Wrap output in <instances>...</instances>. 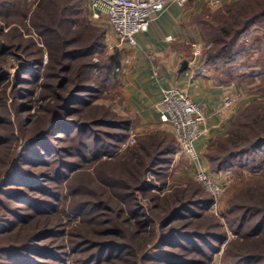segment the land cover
Listing matches in <instances>:
<instances>
[{"label":"rangeland","instance_id":"obj_1","mask_svg":"<svg viewBox=\"0 0 264 264\" xmlns=\"http://www.w3.org/2000/svg\"><path fill=\"white\" fill-rule=\"evenodd\" d=\"M41 1L27 0L26 5L23 6L26 11L24 17L17 11H11L10 8L0 5V66L3 68L0 70V76L3 77L2 79L0 77V96L5 97V103L0 104V111L4 113V116L9 117L11 123L7 127L0 126V134L7 133L12 140L10 149L13 150L16 159L23 153L30 155L34 142L43 140V138L53 149L64 151L62 156L59 154L60 152L53 155L55 159L49 165L37 168L38 171H42V174L49 171L48 176L52 181L48 180L42 186L46 187L47 193L35 192L34 195L50 200L49 194L56 191L58 195L57 209L55 212H47L44 205L36 212L30 208L22 209L20 212L23 215L33 216L28 222L19 225V228H14L0 236V264L6 262L5 256L1 254L3 249L27 243L26 238L35 232V228L46 223L61 225L59 230L63 233H59L49 240H42L39 244L45 246L51 243L50 245L56 249H59V246L67 247L68 253L64 256L65 264H74L73 258L78 260L82 256H89L92 251L89 250V247L95 241L102 240L103 233L111 228V218L114 221L113 214L106 207L119 201L120 195L123 193L118 188H113V185L118 183L117 178L121 180L120 172H114V169L119 171L120 167L117 169L113 167L115 162L122 160L121 153L127 147L136 145L140 139L142 142H148L158 136L157 139L161 140L162 135L164 142L157 147L158 151L162 148L165 149L168 145H178L175 136L166 127L161 125L154 128H142L139 125L137 115L133 113L132 107L126 101L125 91L121 85L123 74L121 60L124 49L120 45H115V42L119 43L120 40L113 36L112 29L104 18L99 20L91 18L89 1L80 0V3L76 4L77 0H57L56 6L40 11L38 8ZM81 3L82 6H80ZM61 5H69L72 9L68 11L76 9L75 16L78 15L81 20L76 22L65 20V11L63 17L59 18ZM81 7L84 10H81ZM38 12L45 14V23H35L34 15ZM49 13H54L51 14V18H49L50 15H47ZM97 33H101L103 37L101 50H97L87 57L72 59L71 68L68 71L62 70L69 62L60 60L58 63L56 57H60L62 51L86 46L97 36ZM62 36L64 40L61 39ZM256 41L260 44L257 45L260 50L254 56H246V63L252 67L249 73L255 68L258 75L244 74L238 81L225 84L234 86L232 91L228 92L234 97L232 105H238L233 117L246 110L252 105V102L264 105V33L260 32ZM251 43L252 40H249L247 46L249 47ZM40 52L43 54L44 62L48 60L49 64L51 63L50 58H52L53 61L49 67L33 64L32 57H38ZM110 56L115 57L117 62L113 67L115 80L105 84L104 81H101L103 80L101 74L103 68L100 65H109ZM196 70H199L198 66ZM75 75L78 78L77 82L73 83ZM65 79L67 82L64 81ZM78 83L97 87V91L90 93L78 91L80 89ZM71 95L85 98L88 104L80 106V111L64 110L65 99ZM96 116L97 119L105 116L106 120L109 119L108 121L127 117L133 123L130 131L125 134L111 125L90 122ZM51 124L53 130L47 133L46 128ZM79 125H83V127L74 130V127ZM117 137H121V139L118 140ZM156 142L157 140L154 143L156 144ZM102 145H110L108 150L113 152H111V156L109 154L102 157L93 156L92 150L98 152L97 148ZM10 156L9 153L4 161ZM166 157H168V162L163 165L159 174L150 169L145 173L143 185H148L150 189L145 192H136V205L147 214L145 216L146 223L149 219L152 220L151 228H147V231L141 229L134 217L130 215L129 218L128 207H125L122 210V218L128 217L129 219L122 221L125 232L127 231L135 239H141L143 235L146 239L151 240L159 232L163 233L171 228L179 232L193 231L195 223L202 225L203 229L213 223L215 226L212 227L211 232L227 234V239L221 243H215L216 251L210 246H203L206 254L196 251L187 252L186 255L195 259L198 264H232L238 258L257 253V247H263L256 241L258 239L248 238L250 240H245L244 237H238L233 231L236 229L235 209L238 210L243 206L264 207V162L260 163L256 159L259 157L249 156L246 165H242L241 161L222 170H216L212 168L205 152L204 164L201 161L200 163L209 177L222 185L217 198L196 180L195 165L189 157L180 151L179 145L177 152L168 154ZM63 161L68 164V167L65 168L64 175H60V179H58L55 171ZM26 169L30 170V168ZM197 190H202L214 199L210 208L202 212L203 217L199 219L191 216L185 219L180 218L174 221L170 228L159 230L166 209L153 211L157 201L152 197L169 194L177 195V197L185 196L186 199L192 197L193 200H197L200 197ZM4 203L6 205L7 202L4 201ZM78 204H89L92 208L82 210L79 214V211L75 210ZM95 206L96 208H93ZM117 224H119L118 220ZM136 229L138 233L142 234L141 236L134 233ZM152 230L154 233H151ZM108 237L111 235L109 234ZM127 237L129 236L121 239L122 243L126 242ZM78 241H82L79 243L84 250L79 253L71 252L69 245ZM137 242H141V240ZM230 242H233V245H228ZM200 244L202 245V243ZM151 246L149 244L148 248L138 254L136 258L129 250H126L123 255L113 258L112 261L115 262L114 264H154L153 258L148 259V256L150 257L154 251ZM21 251L26 254L23 250ZM184 251V249H178L175 252L185 253ZM41 260L43 261V258ZM44 261L52 260L45 258ZM51 263H54V260Z\"/></svg>","mask_w":264,"mask_h":264},{"label":"trees","instance_id":"obj_2","mask_svg":"<svg viewBox=\"0 0 264 264\" xmlns=\"http://www.w3.org/2000/svg\"><path fill=\"white\" fill-rule=\"evenodd\" d=\"M26 1L27 0H0V5L10 8L11 11H17L18 14L24 17L26 11L23 9V6L26 5ZM56 3L57 0H42L38 9L40 11H42V9L49 10L56 6ZM79 3L80 0H77L76 4ZM80 6H82V3ZM69 9H72L69 5H61L59 8V18L63 17L65 11V20H69L70 22L81 20L78 15L75 16L76 9L68 11ZM81 10L84 9L81 7ZM51 14L54 13L47 14L50 15L49 18L52 17ZM44 18L46 19L45 14L40 12L34 15V21L37 24H39V22L45 23ZM198 21L201 26V33L205 43L204 46H209L201 55L198 64L199 70H212L216 74L218 81L223 84L238 81L244 74H250L252 76L258 75L255 68L249 73L252 67L247 65L246 56H254L258 54L260 50L259 47H257V45L260 44L256 40H258L260 32H262V34L264 33V0H238L224 5L218 12L208 17H203ZM74 38L76 37L74 36ZM102 38L101 33H97V36L86 44V46L62 51L60 57H56L57 62L60 63V60H68L69 62L62 70L68 71L71 68V64H73L71 61L72 59L87 57L92 55L95 51L101 50L103 47L101 42L103 40ZM61 39H63V36ZM253 39H255L254 42ZM249 40H252V43L249 44L248 47L247 43ZM32 58V60H34L33 64L43 65L44 67H49L53 61L52 58H50L51 63L48 64V60L44 62L42 52L38 54V57ZM109 58V65H100V67L103 68L101 71L103 80L101 81H104L105 84L115 80L113 67L114 65L116 66L117 62L115 57L110 56ZM1 69L3 68L0 66V70ZM0 77L1 79L3 78L2 76ZM77 78V75H75V81L73 83L77 82ZM64 81L67 82L66 79ZM78 84L80 88L78 91L85 93L97 91V87L84 86L82 83ZM68 97L65 99L64 110L69 112L73 110L80 111V106L88 104L85 98L79 96L74 97L72 95ZM1 103H5V97L0 96V104ZM75 104L79 105L76 106ZM108 120L109 119H105V116L98 119L96 116L95 119L90 122H96L97 124L101 123L100 125H111L113 128L125 134L130 131L133 123V121L127 117L116 118L113 121ZM10 124L9 117L4 116V113L0 111V126L7 127L10 126ZM80 127H83V125H79L78 127L75 126L74 130ZM52 130V124L46 128L47 133H50ZM157 138L158 136L156 139L148 140V142H142L140 139L136 145L127 147L123 153H121L122 157L120 158H122V160L113 164V167L116 169L120 167L119 171L114 169V172H120L121 177V180L116 177L118 183L113 185V188L116 187L118 190L123 191L119 201L112 203V206L108 205L106 207L107 210L113 214L114 221L111 218V228L103 233L104 235L101 237L102 240L95 241V243L89 247V250H92L89 256H82L78 260L73 258L74 264H110L113 262V258H117L121 254L123 255L126 250H129L136 258L138 254L148 248L149 244L152 245L151 248L154 251L151 253L152 255H150V257L148 256V259L153 258L154 264H198L195 259L188 257L186 253L196 251L205 252L206 254L203 246H210L211 249H215L216 251L215 243H221L227 239V234L211 232L212 227L215 226L213 223L206 229H203L202 225L195 223L193 225V231L179 232L173 228L168 229L174 221L180 218L185 219L191 216L192 218L199 219L203 217L204 214L202 212L210 208L214 199L210 197V195L208 196L205 194L202 190H197V194L199 193L200 196L197 200H193L192 197L186 199L185 196L177 197V195L172 196L169 194L162 197H158L157 195L152 197L153 200L157 201V203L154 204L153 211L159 209L164 211L166 209V211H164L166 214L163 215L158 229H168L169 231L167 230L163 233H161V231L150 240L146 239L141 233H138L137 229L134 233L139 234V236L142 235L141 239H135L127 231L125 232L123 230L122 221L129 220L128 217L126 219L122 218V210L125 209V207H128L129 218L130 215L134 217L136 223L141 226V229L144 231H147V228L150 229L153 224L151 219L146 223L145 216H147V214L137 207L136 192H145L150 189L148 185H143L145 173L150 169L154 171V173L159 174L160 169L168 162V157L166 156H168V154H174L178 149V145H168L165 149L162 148L158 151L157 147L164 142V136L162 135L161 140ZM120 139L121 137L118 138V140ZM123 139L122 137V140ZM156 140L157 142L155 144L154 142ZM11 143L12 140L8 137L7 133L0 134V236L14 228H19V225H23L32 218L33 215H23L22 212H20L22 209L27 210V208H30L36 212L37 209H41L40 207L44 205V207L47 208L45 209L47 212H55L58 201L56 191L49 194L50 200L37 197L34 194L35 192H48L46 187L42 186L44 182L48 180L52 181L48 176L49 171L42 174V171H38L37 168L49 165L51 161L55 159L53 155L60 151L53 149L49 143H46L45 138H43V140L40 139V141L34 142V147H31L32 151H30V155H25L26 153H23L21 157L16 159L13 150L10 149ZM114 146H117V144H114ZM108 147L110 148V145H102V147L97 148L98 152H94L93 149V156L102 157L107 154L111 156L113 152L109 151ZM155 149H157L156 152H154ZM88 151L91 152L90 149H88ZM9 153L11 156L7 157L4 161ZM59 154L62 156L64 151H61ZM249 156L259 157L256 159H258L260 163L264 162V105H260V103L257 102H252V105L246 110L242 111L238 116H234L227 132L223 135H218L215 140L208 145L206 150V158L209 160L212 168L216 170H222L241 161L242 165H246L248 162L246 160ZM61 164L62 165L57 167L55 171L58 179H60V175H64L65 168L68 167V164L64 163V161ZM26 168H30V170ZM4 201L7 202L6 205ZM91 208L89 204H78L75 210L79 211L78 213L80 214L82 210H89ZM93 208H96V206ZM235 210L236 211L233 210L236 225V229L233 230L234 233L237 234L238 237H244L245 240H250L248 238L258 239L256 241L264 247V207L243 206ZM117 220L119 224H117ZM59 226L61 225H49L47 223L39 227L37 226L35 232L26 238V241H28L27 243L17 247H7L3 249L1 254L5 256V264H65L64 256L68 253L66 250L67 247L59 246V249H56V247L50 245L51 243L45 246L39 244L42 240H49L59 233L62 234L63 232L59 230ZM151 233H154L153 230ZM109 234L111 237H108ZM126 236H129L127 237L128 239H126V242L122 243L121 239L126 238ZM138 240H141V242H137ZM213 241L214 243H212ZM79 242L82 241L76 243L72 242V244L69 245L72 250L71 252L79 253L84 250ZM200 243H202V245ZM230 244L233 245V242L228 243V245ZM263 247H257V253L238 258L232 262V264H264ZM178 249H184L185 253H176L175 251ZM21 250L26 254H23ZM18 253L23 255H19ZM42 258L43 261L41 260ZM45 258H51L52 261H44ZM53 260L54 263H51ZM114 263L115 262L111 264Z\"/></svg>","mask_w":264,"mask_h":264},{"label":"crops","instance_id":"obj_3","mask_svg":"<svg viewBox=\"0 0 264 264\" xmlns=\"http://www.w3.org/2000/svg\"><path fill=\"white\" fill-rule=\"evenodd\" d=\"M236 1L189 0L184 6L168 5L150 21L147 31L136 35V44L115 42L124 49L121 85L126 101L142 128L162 125L156 105L166 89L179 90L204 109L208 116L206 132L195 142L203 164L209 142L227 131L238 105L222 106L234 86L220 83L212 70H195L191 52L194 45H205L198 20ZM184 61L188 66L182 69Z\"/></svg>","mask_w":264,"mask_h":264},{"label":"built area","instance_id":"obj_4","mask_svg":"<svg viewBox=\"0 0 264 264\" xmlns=\"http://www.w3.org/2000/svg\"><path fill=\"white\" fill-rule=\"evenodd\" d=\"M90 16L99 20L104 18L120 41L136 44V35L147 31L150 21L158 16L168 5L184 6L189 0H88ZM219 0H214L218 2ZM209 46L194 45L191 64L196 70L201 55ZM234 97L223 98L222 106L230 107ZM160 123L175 136L180 151L195 165V178L215 198L222 185L213 181L200 163L195 142L205 134L208 116L204 109L189 96L175 88L163 91V97L156 105Z\"/></svg>","mask_w":264,"mask_h":264},{"label":"water","instance_id":"obj_5","mask_svg":"<svg viewBox=\"0 0 264 264\" xmlns=\"http://www.w3.org/2000/svg\"><path fill=\"white\" fill-rule=\"evenodd\" d=\"M188 66V62L187 61H184L181 65V68H186Z\"/></svg>","mask_w":264,"mask_h":264}]
</instances>
